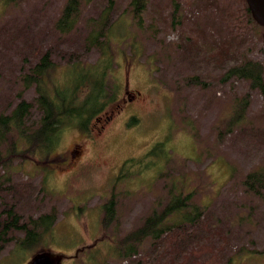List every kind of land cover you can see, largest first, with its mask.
I'll list each match as a JSON object with an SVG mask.
<instances>
[{
    "label": "rangeland",
    "instance_id": "obj_1",
    "mask_svg": "<svg viewBox=\"0 0 264 264\" xmlns=\"http://www.w3.org/2000/svg\"><path fill=\"white\" fill-rule=\"evenodd\" d=\"M65 3L0 4V112L21 100L34 104V88L25 92L20 78L45 52L56 65L51 80L63 77L62 53L96 62L98 51L84 41L100 25L111 39L119 93L96 118L103 120L89 124L91 132L63 134L44 170L38 157L18 166L10 183L3 179L11 188L0 192V213L14 204L24 218L55 211L56 221L18 259L8 244L0 264H26L41 250L63 253L60 264H134L143 256L150 264H220L227 257L264 264V191L254 195L242 182L264 170V97L246 80L220 81L246 61L259 63L264 76V29L245 1L145 0L135 15L131 0H113L110 8L107 0L83 1L74 30L60 35L54 23ZM119 28L122 34H114ZM236 102L242 122L231 125ZM39 118L32 110L30 123ZM160 142L167 156L162 149L153 159ZM188 193L205 214L187 235L186 255L176 258L179 244L156 249L146 241L130 259L118 258L123 237L161 212L170 196ZM112 196L116 220L103 227L102 205Z\"/></svg>",
    "mask_w": 264,
    "mask_h": 264
},
{
    "label": "trees",
    "instance_id": "obj_2",
    "mask_svg": "<svg viewBox=\"0 0 264 264\" xmlns=\"http://www.w3.org/2000/svg\"><path fill=\"white\" fill-rule=\"evenodd\" d=\"M21 1L0 0V4L3 9H6ZM83 1L89 0H66L60 17L54 23V28L60 35L69 34L74 30ZM107 2L109 5L106 8L113 7V0H107ZM131 3L135 15L143 9L145 0H131ZM247 11L250 14L248 7ZM103 28L104 26L100 25L97 31L92 29L84 41V47L87 50L98 51L99 59L96 62L83 61L78 58L79 56L72 61L67 58V53H62L59 57L63 61L61 66L64 72L63 77L51 80L52 70L56 65L50 59L52 52L47 51L29 72L20 78L25 92L33 87L36 97L34 104L21 100L11 111L0 112V170H4V175H0V192L11 188V186L4 188L2 181L5 179L4 181L10 183L11 174L23 163H33L36 158L40 157L42 160L39 164L44 170V165L50 163L49 159L54 156V151L67 130L77 129L83 133L91 132L89 124L94 123L95 119L118 96L117 85L119 84L113 82L115 75L111 39ZM122 32L119 28L114 31V34H122ZM72 54L75 55L74 52ZM232 77L248 81L250 87L258 89L264 97L263 67L259 63L246 61L234 66L221 77L220 81H227ZM189 80H192L195 85H201L196 77ZM32 110L37 111L40 117L36 123H30L29 116ZM240 111V106L236 102L230 119L226 123L231 125L241 123ZM164 147L163 142L157 143L149 156L153 159L162 157V151L165 152ZM166 156L163 157L162 162L167 158ZM15 162L18 164H14ZM46 182V177H44L43 189ZM242 182L249 192L258 195L264 191V170L259 168L249 172ZM191 199V193L185 196L180 194L170 196L161 212L154 210L136 229L123 237L120 241L123 248H120L118 258L130 259L137 253L138 246L145 244L146 241H152V247L155 246L156 249L165 243L179 244L181 249L176 258L186 255L187 235L202 217L204 218L205 214V212L202 214L201 207L191 203ZM102 211L104 214L103 227H107L112 221L115 222L116 200L114 196L102 205ZM55 221V211L40 214L36 218H24L17 212L16 205H8L0 213V252L8 244H12L10 255L15 253L14 258H20L21 254L37 246L39 240L42 236H46ZM17 235H22V237ZM259 254H264V247ZM143 257L145 262L139 259L134 264H150L149 257ZM155 264H160L159 259ZM220 264H233L232 258L227 257Z\"/></svg>",
    "mask_w": 264,
    "mask_h": 264
},
{
    "label": "water",
    "instance_id": "obj_3",
    "mask_svg": "<svg viewBox=\"0 0 264 264\" xmlns=\"http://www.w3.org/2000/svg\"><path fill=\"white\" fill-rule=\"evenodd\" d=\"M245 2L254 22L264 28V0H245ZM58 256L63 254L43 251L33 255L26 264H60Z\"/></svg>",
    "mask_w": 264,
    "mask_h": 264
},
{
    "label": "flooded vegetation",
    "instance_id": "obj_4",
    "mask_svg": "<svg viewBox=\"0 0 264 264\" xmlns=\"http://www.w3.org/2000/svg\"><path fill=\"white\" fill-rule=\"evenodd\" d=\"M101 120H103V119L97 120V122L100 123Z\"/></svg>",
    "mask_w": 264,
    "mask_h": 264
}]
</instances>
